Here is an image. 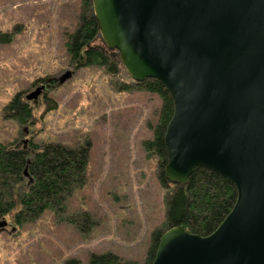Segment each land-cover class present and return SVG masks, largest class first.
I'll list each match as a JSON object with an SVG mask.
<instances>
[{
    "label": "rangeland",
    "instance_id": "obj_1",
    "mask_svg": "<svg viewBox=\"0 0 264 264\" xmlns=\"http://www.w3.org/2000/svg\"><path fill=\"white\" fill-rule=\"evenodd\" d=\"M79 14L80 0H0V144L90 143L83 184L62 210L46 209L22 226L13 223L17 208L0 219V264H89L108 252L143 263L151 233L165 221L168 190L142 145L160 100L133 88L121 63L114 74L70 64L66 42ZM89 46L109 51L99 34ZM66 71L72 75L59 85ZM39 86L37 99L25 100ZM19 93L31 109L23 126L5 111Z\"/></svg>",
    "mask_w": 264,
    "mask_h": 264
},
{
    "label": "water",
    "instance_id": "obj_2",
    "mask_svg": "<svg viewBox=\"0 0 264 264\" xmlns=\"http://www.w3.org/2000/svg\"><path fill=\"white\" fill-rule=\"evenodd\" d=\"M91 5L103 44L118 52L130 79L156 80L171 96L166 180L185 186L195 168L205 167L236 189L214 232L165 230L151 264H264V0ZM71 75L66 71L57 83ZM43 91L39 86L25 100Z\"/></svg>",
    "mask_w": 264,
    "mask_h": 264
},
{
    "label": "trees",
    "instance_id": "obj_3",
    "mask_svg": "<svg viewBox=\"0 0 264 264\" xmlns=\"http://www.w3.org/2000/svg\"><path fill=\"white\" fill-rule=\"evenodd\" d=\"M97 35L98 25L93 17L91 0H80L76 31L69 34L66 42L70 64L76 68L101 67L114 74L119 59L109 51L89 46ZM133 85L160 100L156 124L150 126L152 138L142 145L148 157L155 156L158 181L168 190L166 217L162 228L151 233L143 263L126 261L108 252L91 255L89 264H151L165 230L181 226L189 234L206 237L221 224L236 200L234 185L205 167L195 168L185 186L173 185L166 180L167 152L163 137L173 113L171 96L156 80L147 79ZM21 98L22 93L17 94L5 111L7 117L23 126L31 122V109ZM27 146L0 144V219L17 208L13 217L17 226L37 219L46 209H63L66 198L83 184L90 149L89 142L76 147L60 143H47L40 148L33 143ZM25 170L27 176H24Z\"/></svg>",
    "mask_w": 264,
    "mask_h": 264
}]
</instances>
